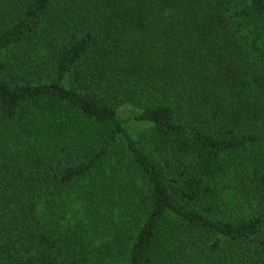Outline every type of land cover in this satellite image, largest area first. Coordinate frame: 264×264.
<instances>
[{
  "label": "trees",
  "instance_id": "16d2710c",
  "mask_svg": "<svg viewBox=\"0 0 264 264\" xmlns=\"http://www.w3.org/2000/svg\"><path fill=\"white\" fill-rule=\"evenodd\" d=\"M113 242L264 264V0H0V264Z\"/></svg>",
  "mask_w": 264,
  "mask_h": 264
},
{
  "label": "rangeland",
  "instance_id": "374dc122",
  "mask_svg": "<svg viewBox=\"0 0 264 264\" xmlns=\"http://www.w3.org/2000/svg\"><path fill=\"white\" fill-rule=\"evenodd\" d=\"M132 107H126L124 110H122V113L124 115H130L132 111ZM126 124L130 128L131 132L133 133L134 137H139L141 136L142 132L147 128V125L145 123H138V122H133V121H127ZM89 205L88 203H81V202H76L75 207L78 208V214L82 216V213H86L85 207ZM99 226L95 229V226L91 227V233L93 234L94 237H97V240L100 242H107L109 240V236L113 239V235H108L109 232H107L106 229L109 227H112L114 225V222L109 220V223L107 224V228H105L103 225L104 223H99ZM110 231V230H108ZM103 254L104 256L110 255L111 260H113L114 255H116L115 262L113 264H119L122 262L121 259V251L120 248L113 242L112 247H105L104 245L102 246Z\"/></svg>",
  "mask_w": 264,
  "mask_h": 264
}]
</instances>
